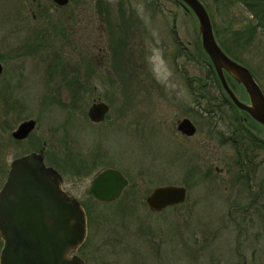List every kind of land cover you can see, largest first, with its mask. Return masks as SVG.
I'll list each match as a JSON object with an SVG mask.
<instances>
[{"label": "rangeland", "instance_id": "obj_1", "mask_svg": "<svg viewBox=\"0 0 264 264\" xmlns=\"http://www.w3.org/2000/svg\"><path fill=\"white\" fill-rule=\"evenodd\" d=\"M117 1L99 7L93 0H70L60 7L52 0H0V127L9 129L0 130V182L14 157L45 141L50 159L58 160L53 162L63 171L64 189L89 209L86 239L77 251L85 264H127L130 259L140 264H264V194L259 196L264 167L248 183L237 179L234 149L221 142L219 128L203 113L204 102L194 101L189 85L193 89L196 77L211 90L203 79V55L194 60L195 43L201 41L195 15L180 0H125V6ZM201 1L217 39L230 46L236 44V32L249 34L250 26L258 24L239 0ZM108 10L118 25L112 32L126 27L130 68L111 62L120 59L122 43L111 49L106 29L112 28V19L102 15ZM186 47L192 58L187 62L175 57ZM231 50L264 92V26H255L251 41ZM96 59L104 60L102 67ZM75 74L92 87L90 97H71ZM235 90L246 102L243 91ZM97 100L110 104L99 126L86 116ZM183 117L196 125L193 136L176 130ZM27 119L36 121L28 140L12 143L11 130ZM256 131L264 137L263 128L256 126ZM256 156L264 157V149ZM90 157V168H97L87 175L75 172L80 160ZM108 166L125 172L130 198L124 192L120 201L101 203L90 196L92 178ZM169 184L186 188L182 203L160 212L141 206L154 187ZM150 237H160L171 250L150 252L143 242Z\"/></svg>", "mask_w": 264, "mask_h": 264}, {"label": "water", "instance_id": "obj_2", "mask_svg": "<svg viewBox=\"0 0 264 264\" xmlns=\"http://www.w3.org/2000/svg\"><path fill=\"white\" fill-rule=\"evenodd\" d=\"M65 5L69 0H52ZM199 24L201 45L208 56L222 88L232 103L264 126V92L247 66L231 58L219 45L209 13L200 0H180ZM3 66L0 62V74ZM225 74L237 81L246 92L241 100L229 85ZM109 106L94 102L87 111L93 122L104 120ZM36 125L34 119L21 122L12 132L24 138ZM177 130L187 136L196 132L188 119L178 122ZM62 178L52 167L45 166L41 151L14 158L7 178L0 188V237L3 246L0 264H83L75 254L86 237V215L79 200L61 188ZM128 180L113 168H105L91 181L89 194L100 202L118 199ZM187 195L182 185L156 186L146 197L152 210L182 203Z\"/></svg>", "mask_w": 264, "mask_h": 264}, {"label": "trees", "instance_id": "obj_3", "mask_svg": "<svg viewBox=\"0 0 264 264\" xmlns=\"http://www.w3.org/2000/svg\"><path fill=\"white\" fill-rule=\"evenodd\" d=\"M239 1L246 6L249 13H251L252 17H254L258 23L256 25L250 26V28L248 27L250 30L249 34L248 31L246 32L244 30L243 33L236 32L234 39L236 44L232 45L231 43L230 46V44H226L225 42H223V40L217 39L218 37L214 29L213 23L212 25H213L215 37L221 48L234 60L239 61V63H242L240 59L236 55H234L233 53L234 51L231 50V48L235 49L236 47L241 46L242 44L245 45L246 43L251 41V37L253 36V30L255 29V26L257 25L264 26V0H239ZM111 23H112V28L113 27L116 28L118 26L114 23L113 20L112 22H110V24ZM194 49L196 52L194 55V60L198 59L199 55L202 58L201 55H203L201 62L205 69V76L203 79L208 80L211 87V90H209L207 88L206 83H202L203 80L196 77L195 85L192 89V93H194V101L197 104L204 102L203 113L208 117L210 124L215 126V128H219L216 134L218 135V137H220L221 142H227L234 149L235 155L233 159L234 163L232 165V170L235 172L237 179L243 181L245 180L246 183H248L250 182L251 178H253L256 171L259 170L260 165H263L264 167V161L262 162L258 160V162L256 163V159L254 160L252 159L257 154H259V152L262 149H264V137L259 132L256 131V126H259L261 128H263V126L259 124L257 121H255L248 113L240 110L232 103V101L230 100V98L222 88L221 83L215 73V70L208 56L206 55V53L202 48L201 41L195 43ZM128 61L129 60L127 59L125 63V68H130L127 67ZM225 76L227 78L229 85L231 86V88L235 93H236L235 89H237L238 87L240 88V90L243 91V94L247 97L246 92L244 91L241 84L235 81L228 74H225ZM196 81L199 82V84H197ZM213 91L215 92V94L212 93ZM255 151L257 152L256 155H254ZM92 159L94 158L90 157L89 161L86 159L80 160L77 166H75L77 171L79 170L78 173L82 172L83 174L87 175L90 174L93 170H95V168L93 169L92 167L90 168L91 166L90 161ZM86 162L87 164H84ZM263 181H264V175L262 176L259 182V186H260L259 190L260 193L262 194H264ZM131 186L132 185L129 184V186L125 190V196L129 198L132 196L128 192ZM126 201L127 203L129 202L128 200ZM81 204L84 208L86 218L89 217V209L87 204L83 202H81Z\"/></svg>", "mask_w": 264, "mask_h": 264}, {"label": "flooded vegetation", "instance_id": "obj_4", "mask_svg": "<svg viewBox=\"0 0 264 264\" xmlns=\"http://www.w3.org/2000/svg\"><path fill=\"white\" fill-rule=\"evenodd\" d=\"M70 1V0H69ZM93 3H95V5L97 6L98 4H99V7H103V5H105V4H108L109 6H110V4H111V0H93ZM116 3H122L124 6H125V0H118ZM56 4V3H55ZM68 4V3H67ZM67 4H65V5H67ZM65 5H62V6H65ZM58 6H60V5H58ZM62 6H60V7H62ZM121 8V7H120ZM124 9V8H123ZM123 9L121 8V12H122V14L124 15L125 14V11H123ZM100 14H102V13H100ZM103 16H104V18L106 19V21H108L109 19H112V20H114L115 18H113L112 17V14H111V12H110V10H108L106 13H103L102 14ZM125 20V19H124ZM125 26V25H124ZM113 30H115L114 28H109V29H106V32L108 33V35H110L111 34V38H110V41H109V43H110V46H111V49H112V47H113V45H115L116 44V42H118L119 44H117V46H119L120 45V42L122 43V47H120L119 48V50H118V52L120 53V61L119 60H116V61H111L113 64H114V66H117V67H122V68H125V28H122V29H117V31H118V33H115V32H112ZM120 35H122V37H117V36H120ZM114 36H116V37H114ZM113 39V40H112ZM119 39H122L123 41H119ZM112 41V42H111ZM114 41V42H113ZM101 56V55H100ZM178 56H180V57H182V58H184L185 60H186V62L188 61V60H190V59H192L191 58V52L189 51V49H188V47H186V49H184V50H180V52L179 53H177V54H175V57H178ZM96 60H100L101 62H99V61H97V62H99L100 64V66H101V64L102 63H104V60H101V59H96ZM107 61V60H106ZM56 62H54L53 64H55ZM112 63H111V66H112ZM53 64H52V66H53ZM104 65V64H103ZM57 66V65H56ZM55 66V67H56ZM102 67V66H101ZM56 72H58V74H60L59 73V70H58V67H57V69L55 70ZM251 72V71H250ZM2 73H3V71H2ZM1 73V74H2ZM95 73H97L96 71H95ZM252 73V72H251ZM0 74V75H1ZM78 74L80 75V68H79V70H78ZM123 77L121 78V80H122V83H123V85H125V70H123V75H122ZM109 77H110V83H112V84H114V79H113V77H112V75L110 76L109 75ZM109 77H107V80L109 79ZM70 77H68V79H69ZM63 79V78H62ZM186 79H188V76L186 75ZM70 82V79L67 81V83H69ZM73 84V86H74V88H75V92H72L71 93V97L73 98V99H79V100H81L82 98H84V96H91L92 95V87L90 86V85H88V83L86 82V81H84L83 79H80V77H76V74H75V76H74V79H73V82L70 84V85H72ZM70 85H69V87H70ZM72 86V87H73ZM189 89H191L192 90V86H190L189 85ZM83 89V90H82ZM81 90V91H80ZM190 90V92H192ZM245 91V90H244ZM124 95H125V92H124ZM9 97H15L14 95L12 96V95H9ZM53 97V96H52ZM55 98H56V96H55ZM97 101H102V100H97ZM97 101H93L90 105H89V107L94 103V102H97ZM102 102H104V103H106L108 106H109V110H108V112L105 114V118H104V120H102V121H100V122H93V121H91L89 118H88V116H87V112H86V116H87V119H88V121L90 122V124H92V125H95V126H99V125H101L102 123H104L105 121H106V119H107V117H108V114H109V111H110V104H108L107 102H105V101H102ZM246 102H248V97H247V101ZM76 101H74L73 102V105L76 107ZM71 105V104H70ZM89 107H88V109H89ZM78 108H79V106H78ZM76 109V108H75ZM75 109L74 108H72V109H69V110H71V111H75ZM88 109H87V111H88ZM80 111H81V109H80ZM74 114H76L75 112H74ZM183 118H188V117H183ZM182 118V119H183ZM192 123H193V121L190 119V118H188ZM28 120V119H27ZM25 121V120H24ZM23 122V121H22ZM179 122V121H178ZM21 123V122H20ZM19 123V124H20ZM18 124V125H19ZM194 124V123H193ZM1 125H2V123H1ZM18 125L13 129V130H11V132H10V135H9V140H11V142L13 141L14 142V144H16V143H21V144H23L24 142H26L27 140H28V138H29V135H30V133L33 131V130H31L24 138H21V139H18V138H15V137H13V135H12V132L18 127ZM177 125H178V123L176 124V130H177ZM194 126L196 127V125L194 124ZM2 127V126H1ZM0 127V130L2 129L4 132H6V131H9V129L8 128H1ZM35 128V127H34ZM33 128V129H34ZM263 128H264V126H263ZM178 131V130H177ZM181 135H183V136H186V137H190V136H187V135H185V134H183L182 132H180V131H178ZM196 132H197V128H196ZM195 132V133H196ZM193 136V135H192ZM12 142V143H13ZM1 144V143H0ZM33 151H36V152H38V151H41V153H42V157H43V162H44V164H45V166H50V167H52V168H54L59 174H60V176H61V178H62V183H61V188L63 189V190H65L64 189V187H63V171L58 167V166H56L55 164H56V162H58V160H51L50 158V155H52V153L48 150V148H47V143L45 142V141H43L42 142V144H41V146L40 147H38V149L37 150H31V151H26L25 153H23V154H20V155H18V156H16V157H19V156H21V155H24V154H27V153H29V152H33ZM257 154V152L255 151V153H254V155H256ZM16 157H14V158H16ZM13 158V159H14ZM12 159V160H13ZM233 159H234V156H233ZM253 160L254 159H256V161H257V159L258 160H260V161H264V157H261V158H258L257 156H255L254 158H252ZM11 160V161H12ZM95 160H96V158H95ZM11 161H10V163H11ZM53 161H56V162H53ZM10 163H9V166H8V168L6 169V170H4V176H5V178H4V180H3V182L1 183L0 182V188L2 187V185H3V183L5 182V180H6V178H7V175H8V171H9V168H10ZM100 165H103V164H100ZM97 168V167H96ZM95 168V169H96ZM105 168H113V169H117V170H119L118 168H116V167H114V166H108V167H105ZM105 168H103V169H105ZM103 169H101V170H99V171H97L96 172V174L94 175V177L100 172V171H102ZM94 171V170H93ZM121 173H122V175L126 178V176H125V172H122L121 171V169L119 170ZM75 172H79V170L78 171H75ZM93 177V178H94ZM93 178H92V180H93ZM127 179V178H126ZM91 180V181H92ZM128 180V179H127ZM91 184V183H90ZM90 186V185H89ZM129 186V180H128V185L123 189V191H122V194H121V196L118 198V199H116V200H114V201H111V202H101V203H114V202H116V201H118V200H120L121 198H122V196H123V194H124V192H125V190L127 189V187ZM155 188V187H154ZM67 191V190H66ZM69 192V191H68ZM88 192H89V188H88ZM151 192V191H150ZM71 193V192H70ZM72 194V193H71ZM260 192H259V196H260ZM91 196V195H90ZM92 197V196H91ZM93 198V197H92ZM94 200H96L95 198H93ZM79 200V199H78ZM96 201H98V200H96ZM80 202V204H81V201H79ZM98 202H100V201H98ZM253 202V200H251V202H250V205L247 207V208H249L250 206H251V203ZM129 205H131V204H129ZM176 205H179V204H176ZM176 205H168V206H166V207H164V208H162L161 210H152V209H150L149 207H148V205L146 204V201H145V204H141V206H146L150 211H153V212H160V211H162V210H164V209H166V208H168V207H172V206H176ZM81 206H82V204H81ZM125 206H127V205H125ZM133 206H138V205H133ZM83 207V206H82ZM84 209V208H83ZM237 209H239V210H246L245 208H243L242 209V206H239V208H237ZM86 229H87V227H86ZM160 231V230H159ZM85 239H86V237H85ZM85 239H84V241H85ZM173 240L174 239H172L171 238V242L169 243L170 245H171V243H173ZM84 241L77 247V249H76V251H75V254L76 255H78L77 254V251H78V249L81 247L82 248V245L84 244ZM144 244L146 245V247L148 248V250L150 251V252H153V253H155V254H158L159 252H160V250L161 249H163V248H171L172 246H168V247H166L168 244H166V246H164V244H163V242L161 241V239H160V237H157V238H153V237H150V238H147V239H144ZM2 246H3V240L1 239V237H0V251H1V248H2ZM125 247V246H124ZM169 248V249H170ZM175 249H176V247H175ZM171 250V249H170ZM131 255L134 257V256H138L139 255V252H137V253H135V252H132L131 253ZM82 260H83V264H85V261H84V259L82 258V256H80V255H78ZM127 264H140V262L138 261V262H136L135 260H133V259H130V261H128V263Z\"/></svg>", "mask_w": 264, "mask_h": 264}]
</instances>
